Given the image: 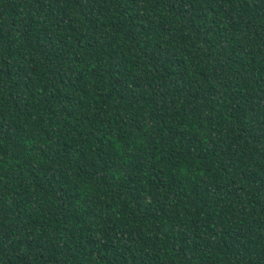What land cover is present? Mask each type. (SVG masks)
Here are the masks:
<instances>
[{"label": "trees", "instance_id": "trees-1", "mask_svg": "<svg viewBox=\"0 0 264 264\" xmlns=\"http://www.w3.org/2000/svg\"><path fill=\"white\" fill-rule=\"evenodd\" d=\"M0 264H264V0H0Z\"/></svg>", "mask_w": 264, "mask_h": 264}]
</instances>
